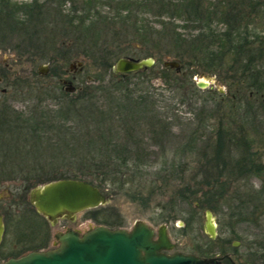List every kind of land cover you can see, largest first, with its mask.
Returning a JSON list of instances; mask_svg holds the SVG:
<instances>
[{
	"label": "rangeland",
	"instance_id": "rangeland-1",
	"mask_svg": "<svg viewBox=\"0 0 264 264\" xmlns=\"http://www.w3.org/2000/svg\"><path fill=\"white\" fill-rule=\"evenodd\" d=\"M8 1L20 6L19 16H26V9L36 13L40 11L39 18L29 20L30 28L28 27L29 31L39 30L40 34L38 37L33 35L32 38L14 35L4 42L6 49L0 48L2 79L0 82V214L5 225L1 240L3 253L0 257L6 253L15 254L29 248L45 246L47 232L52 236L51 238L49 236L48 246L52 244L55 246L57 244L54 235L68 229L78 230L81 234L96 225L129 230L136 221H143L153 229L155 239L159 231L162 229L165 231L173 245L170 252L213 258L210 264H264V173L260 176L248 177L247 180L244 179V175L235 180L233 178H236V174L228 173L232 176L230 187L223 199L219 200L217 193H220L222 188L208 186L202 181L204 175L198 169L202 160L201 150L216 138V130L222 126L220 119L223 110H228V106L236 102L239 93L234 86L230 87L214 74L198 73L192 76L191 79L196 86L198 81L208 82L206 88L197 86L200 90L196 95H192L183 86L180 88L174 82L169 83L164 80L163 75H166L167 79L170 77L168 74L171 75L169 72L167 74L162 72L168 67L163 66L166 60L179 62V71H187L183 62L175 56V49L171 45L173 43L163 38L176 24H179L178 27L176 26L177 31L189 32L190 27H181L184 23L183 19L175 15L176 20L173 21V17L168 13H160L157 0H74L76 9H72L73 3L67 1L63 6L62 15L57 14L60 10L54 9L59 4L58 0H53L51 3L50 7L53 8L40 6L45 0ZM178 1L180 0H171L174 3ZM200 1L218 2V0ZM138 2H147V5L141 8ZM23 8L25 11L22 10ZM121 16H125L124 18L129 16L128 21L138 18L136 25L142 26V32L147 33L148 40L144 44L140 42V37L133 38L134 35L131 33L125 43H131L128 46L131 51L123 57L154 59L152 66L137 75L128 72L122 77L119 73L106 70L96 59L86 56L82 47L78 50L74 46L75 42L73 41L74 45L70 42L76 29L82 28V21L86 20L88 28H100L107 24L106 20L104 23L102 20L107 19L108 26L116 25L112 30L120 31L122 27L117 20L121 19ZM212 26L219 28L222 23L215 22ZM66 30H71L67 37L63 35ZM68 42L71 45H67ZM125 44L123 43L122 46ZM142 46L149 48L151 54H143L147 50H142ZM73 61H82V66L75 65L74 69L70 70L69 66ZM115 62L116 60L113 64ZM40 65L47 66L46 73L38 72ZM168 69L175 70L170 67ZM61 79L70 81L75 89L68 91L63 88ZM115 81L124 86L123 93L119 94H129L127 97L134 99L140 94L148 95L149 103L153 104L149 107L148 114L139 111L129 113L131 118L123 120L125 127L119 125L121 117L117 119L115 126L118 137H128L127 133L131 132L135 140L146 144L149 154L144 161L149 165L143 167L141 171H134L136 178L133 181L134 187L130 191L125 187L120 188L117 184L99 188L108 195V203L85 209L77 213L73 220L59 218L51 223L35 211L28 197L32 189L46 183L37 185L34 182V178L40 177L41 174L33 171V166L39 164L33 162L48 161L49 163L53 159L58 162L59 159L50 153L40 155L23 153L20 137L22 135L16 131L17 126L13 127L15 130L9 128L1 116L10 120L13 114L23 112L24 116L33 114L38 118V115L34 114L37 109L48 110L57 106V97L76 99L84 96L85 93L88 94L89 90L97 88H100L97 92L100 104L103 107L108 106L109 103H114L113 96L116 98L118 96L117 93L109 90ZM209 91H212L211 95ZM202 100H208L211 104L209 106L211 117L207 120L203 118L200 109H197ZM2 103L8 107L9 112H1ZM35 104H40V107H35ZM121 110L124 111L123 114L126 112L124 109ZM156 118L168 122L169 127L164 129L163 126L155 124ZM198 118H202L205 124H202L203 126L198 130L199 141L194 143L195 149L192 153L186 152L182 156L181 149L192 137V131L196 128L194 122L199 121ZM223 126L226 127V124L224 123ZM245 128L250 136L255 138L253 146L260 152L264 163V124L253 128L245 126ZM233 129H236L235 126ZM45 132L47 137L51 135L50 131ZM83 139L84 137L73 142ZM64 154L68 160L64 165L54 163V171L62 170L69 176L79 174L81 170H78V160L71 161L72 157L69 156L71 152ZM180 157L188 162L187 170L184 175L182 173L183 181H177L176 185L172 186V183H165L161 179L162 175H157L156 171L162 169L166 161L178 160ZM235 158L237 157L234 156L233 159ZM46 167L45 170L52 171L51 166ZM34 172L35 175L31 174ZM197 172L199 175L194 181L192 177ZM140 174L142 178L138 177ZM152 181L157 188L154 186L150 188L149 184ZM139 182L142 184L144 182V187L138 186ZM187 183L189 186L193 185L194 188L191 187L195 193L186 195L187 197L179 196L175 189H183ZM238 189L240 195L243 194L241 198H236L235 191ZM251 194L252 198L249 197ZM257 194L261 196L260 201L256 203ZM205 210H210L215 218V238H211L205 232Z\"/></svg>",
	"mask_w": 264,
	"mask_h": 264
},
{
	"label": "trees",
	"instance_id": "trees-1",
	"mask_svg": "<svg viewBox=\"0 0 264 264\" xmlns=\"http://www.w3.org/2000/svg\"><path fill=\"white\" fill-rule=\"evenodd\" d=\"M156 2L160 13H168L173 17V21L176 17L181 18L184 21L181 27H190V31L184 33L176 30L179 25L176 24L163 36L166 41L173 43L171 45L175 49V56L183 62L187 70L177 72L167 67L162 72L166 74L169 72L171 75L168 74L170 76L168 79L163 75L164 80L169 83L174 82L180 88L185 87L192 95H196L200 89L192 81V76L198 73L214 74L230 87L234 86L239 93L236 102L228 106V110H223L220 119L222 126L216 130V138L211 140V144L204 146L200 153L202 160L198 169L204 175L201 174L202 181L211 188L216 186L222 188L221 192L217 193V199L220 200L230 187L232 176L228 173L236 174V178H233L235 180L241 178V175L246 179L264 173L261 154L253 146L255 138H252L245 128V126L253 128L264 124V0H218L215 3H202L200 0H180L175 3L171 0H157ZM138 3L141 4L139 5L141 8L147 5V2ZM22 10L25 11V8ZM19 11L21 10L18 4L0 0V48H5L4 42L14 35L31 38L33 35L39 36V30L29 31L28 27L29 20L39 18L40 11L36 13L26 9V16H19ZM57 14L62 15V12ZM121 17L117 20L122 27L120 31L112 30L116 25L108 26L107 19L102 20L103 23L106 20L107 24L100 28H88L84 20L82 24L85 27L76 29L70 42L72 44L75 42L73 45L78 50L82 47L86 56L96 59L101 67L113 72L114 60L123 57L124 54L125 56L130 54L131 50L128 46L131 43L125 44L130 33L134 35L133 38L140 37L142 44L148 40L147 33L141 30L142 26L136 25L138 18L128 21L129 16ZM215 22L222 23V26L213 27L212 24ZM70 32L71 30H66L63 35L67 37ZM70 42L67 45H71ZM123 43L125 46H122ZM141 48L147 50L143 54H151L149 48L143 46ZM145 69L133 73L137 75L143 73ZM119 75L123 77L127 73H119ZM110 87L109 90L114 91L118 96L117 98L113 96L114 103H109L108 106L103 107L100 104L97 96L100 88H97L89 90L88 94L85 93L84 96L76 99L57 97V106L48 110L37 109L34 114H37L38 118L33 114L24 116L23 112L13 114L10 120L1 116L9 128L15 130L13 127L17 126L16 131L23 136L18 134L23 144L21 146L23 153H34L33 155L50 153L59 159L58 162L54 159L49 163L48 161L33 162L39 163L33 166V171L41 174L40 177L34 178L37 185L69 177L88 181L89 184H94L100 189L111 184H117L120 188L125 187L127 191L134 187L133 181L136 178L134 171H141L143 167L149 165L144 161L149 152L146 144L135 140L131 132L127 133L128 137H118L115 126L117 119L121 117L119 125L125 127L123 120L131 118L129 113L139 111L148 114L150 112L148 109L153 104L149 103L148 95L140 94L134 99L127 97L129 95L127 93V95L119 94L123 93L124 86L119 85L117 81ZM211 92L209 91L210 95ZM61 94L64 95V92L61 91ZM39 105L34 106L40 107ZM209 106L211 104L208 100H202L197 107L205 120L211 117ZM121 109L126 112L123 114L124 111ZM1 112H9L8 107L3 105ZM153 116L157 117V115ZM198 120L194 122L196 128L192 131V137L181 149L182 156L186 152L192 153L195 149L194 143L199 141L198 130L204 123L202 118ZM164 122L166 121L160 118L154 121L155 124L166 129L169 124ZM224 123L226 127L223 126ZM234 126L236 129H233ZM46 130L50 131L49 137L46 136ZM82 137H84L83 141L74 143ZM65 152L72 153L68 154L72 157L71 161L78 160V170H81L79 174L69 176L62 170L54 171V163L64 165L68 160ZM234 156L237 158L233 159ZM187 164L188 162L180 157L178 160L166 161L163 168H159L156 172L157 175H162L161 179L165 183H172L173 186L177 181H183L182 173L184 175L186 172ZM45 166L46 168L51 166L52 171L45 170ZM35 172L31 174L35 175ZM198 175V172L195 173L192 179L195 181ZM138 177L142 178V174ZM137 185L144 187L145 183L139 182ZM149 185L150 188L154 186V181ZM191 186L187 183L183 189L175 190L179 196L184 197L195 193ZM235 194H237L236 198L243 197L239 189ZM252 196L251 194L249 197ZM260 196L257 194L256 203L260 201Z\"/></svg>",
	"mask_w": 264,
	"mask_h": 264
},
{
	"label": "water",
	"instance_id": "water-1",
	"mask_svg": "<svg viewBox=\"0 0 264 264\" xmlns=\"http://www.w3.org/2000/svg\"><path fill=\"white\" fill-rule=\"evenodd\" d=\"M154 64V59L119 57L112 66L114 73L126 74L142 70ZM82 66V61L72 62ZM164 67L180 69V63L166 60ZM47 66L40 65L38 72L43 74ZM1 80V78H0ZM208 80H212L208 78ZM68 91L74 90L70 81H66ZM199 88H206L208 82L198 81ZM30 202L36 210L54 223L59 218L73 220L77 213L109 202L108 195L98 187L84 180L62 178L46 182L30 192ZM213 215L205 211V230L215 238L216 230ZM3 226L0 219V238ZM153 229L143 221L133 223L131 229L96 225L82 235L76 230L58 233L59 245L46 251H30L18 258H9L0 264H210L213 258H201L193 254L175 252L167 254L173 248L165 231H159L154 238Z\"/></svg>",
	"mask_w": 264,
	"mask_h": 264
},
{
	"label": "flooded vegetation",
	"instance_id": "flooded-vegetation-1",
	"mask_svg": "<svg viewBox=\"0 0 264 264\" xmlns=\"http://www.w3.org/2000/svg\"><path fill=\"white\" fill-rule=\"evenodd\" d=\"M55 1V0H54ZM71 2V3H73V7H71L72 9H76V7L74 6V0H58V2H59V4L54 8L55 10H60V12H62L63 11V6H65V2ZM45 3H42L40 6H48V7H50V5H51V3L53 2V0H45L44 1ZM50 8H53V6H51ZM75 28V27H74ZM70 67V66H69ZM79 67V66H78ZM72 69V68H71ZM74 69V68H73ZM2 80V79H1ZM1 80H0V82H1ZM67 80H63V79H61V83L63 84V88H66V87H68V83L66 82ZM2 92H5V91H3L2 90ZM31 192V191H30ZM30 192H29V197H30ZM28 197V198H29ZM29 202H30V198H29V200H28ZM31 203V202H30ZM31 205H32V203H31ZM33 206V205H32ZM33 208L35 209V211L37 212V213H39L37 210H36V208L33 206ZM206 211V210H205ZM212 213V212H211ZM39 214H41V213H39ZM42 215V214H41ZM44 216V215H43ZM45 217V216H44ZM46 218V217H45ZM0 219H1V222H2V226H3V232H2V236H3V233H4V230H5V225H4V222H3V217L1 216V214H0ZM47 219V218H46ZM214 219V221H215V218H213ZM48 220V219H47ZM51 222V221H50ZM52 223V222H51ZM215 223V222H214ZM204 227H205V221H204ZM37 230V229H36ZM69 230V229H68ZM67 231V230H66ZM65 231V232H66ZM76 231H78V230H76ZM79 232V231H78ZM205 232H206V230H205ZM80 233V232H79ZM207 233V232H206ZM29 234V233H28ZM58 234V233H57ZM57 234H55L54 235V238H55V244H57V245H49L48 246V242H49V239L52 237L51 235H49V233L47 232V237L48 238H45L46 239V241H45V243H46V245L45 246H43V247H36V248H29V249H26V250H24V251H21V252H18V253H15V254H12V253H6L4 256H2V257H0V262L1 261H5V260H7V259H9V258H18V257H21V256H23V255H25V254H27L28 252H30V251H46V250H49V249H52V248H55V247H57L58 246V244H59V240L56 238V235ZM81 234V233H80ZM2 236H1V238H0V252H1V243H2ZM49 236H50V238H49ZM158 237V235L156 234V238ZM51 241V240H50ZM172 250V249H171ZM171 250H169V251H164V252H166L167 254H172V253H175V252H170ZM3 252H1L0 254H2Z\"/></svg>",
	"mask_w": 264,
	"mask_h": 264
}]
</instances>
